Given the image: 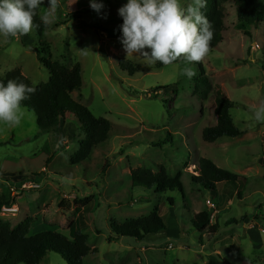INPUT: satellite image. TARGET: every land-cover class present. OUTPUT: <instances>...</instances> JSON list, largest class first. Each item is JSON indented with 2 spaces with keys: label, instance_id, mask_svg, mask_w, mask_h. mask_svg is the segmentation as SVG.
Masks as SVG:
<instances>
[{
  "label": "rangeland",
  "instance_id": "1",
  "mask_svg": "<svg viewBox=\"0 0 264 264\" xmlns=\"http://www.w3.org/2000/svg\"><path fill=\"white\" fill-rule=\"evenodd\" d=\"M102 2L98 13L90 0H59L43 38L34 27L27 35L0 37V76L19 69L33 85L48 82L50 71L37 52L43 39L49 45L46 58L67 67L81 64L82 87L72 97L112 123L107 141L78 164L71 160L82 137L76 115L67 114L58 129L43 132L35 111L26 107L19 125H0V192L18 207L1 210L0 221L18 225L30 218L31 235L54 229L72 239L70 225L83 209L81 200L91 198L85 233L92 252L84 264H264V123L249 111L264 102V22L239 27L238 5L228 1L223 40L215 49L201 62L189 65L181 57L158 68L127 58L118 13L127 0ZM189 3L183 0L184 7ZM47 10L46 3L41 5L40 16ZM72 12L81 16L62 23ZM124 60L138 66L133 76L121 68ZM185 67L196 75L187 78ZM202 77L210 84L205 95ZM218 90L233 102L231 115L244 134L208 142L203 131L217 124ZM201 157L246 181L219 183L217 193L204 189L193 182ZM140 167L154 172L164 167L172 177L181 173L184 197L177 190L161 194L133 187L131 172ZM210 208L211 224L217 219L220 224L214 235L196 230L191 221ZM156 209L166 229L143 239L115 238L113 223ZM40 264L68 262L51 251Z\"/></svg>",
  "mask_w": 264,
  "mask_h": 264
},
{
  "label": "trees",
  "instance_id": "2",
  "mask_svg": "<svg viewBox=\"0 0 264 264\" xmlns=\"http://www.w3.org/2000/svg\"><path fill=\"white\" fill-rule=\"evenodd\" d=\"M231 0H207L206 7L202 9L214 30V36L209 45V52L215 49L223 40L224 29V4ZM238 5L237 16L239 27L245 28L247 25H259L264 22V0H232ZM81 12L68 13L62 23L71 19H77ZM40 8L34 17V29L39 38H43L44 32L49 28L40 20ZM41 41L38 57L49 69L51 77L46 83L33 85L31 80L19 69L7 73L6 76H0V82L7 83L8 80H17L33 87L35 92L23 101L28 109L35 111L37 114V124L43 132L56 130L59 128L61 121L67 114L76 115L79 121V129L82 132L80 138V149L74 153L71 160L78 164L89 159L93 149L107 141L112 131V123L105 117H97L84 104L76 101L72 97L75 90L82 87V67L77 62L73 67H67L59 61H52L43 55L45 48L49 49L46 41ZM120 66L133 76L138 66L131 61L124 60ZM156 66L161 68L165 65L157 62ZM206 90L210 88L209 81L206 77ZM233 102L227 98L221 90L217 91L216 109L218 116L215 126L206 127L203 131V138L208 142H215L223 137H238L244 134V131L236 125L231 110ZM196 170L198 176L193 177V182H197L206 190L217 193L219 183H244L246 178L241 175L232 173L229 170L219 167L213 160L207 157H201L198 160ZM133 187H143L146 190L155 189L157 193H172L179 191L184 197V184L181 173L174 177L170 176L164 167L157 172L150 168L140 167L131 172ZM91 198L81 200L83 209L78 219L70 225L73 238L54 230L48 229L35 235L30 234L32 220L25 219L18 225H12L10 222L0 221V264H40L49 252L60 253L68 264H84L83 259L92 252L89 245V236L85 233L88 224L85 214L90 211L87 203ZM167 201L174 205L173 197ZM15 200L10 196L0 192V212L4 205H13ZM211 209V210H210ZM205 209L192 217V225L198 231L208 229L210 235L218 232L220 224L218 219L215 224L212 222V208ZM115 238L134 237L143 239L145 235L159 232L166 229L163 217L159 214L158 209L150 215L139 218H128L121 223L111 225ZM228 263V261L226 260Z\"/></svg>",
  "mask_w": 264,
  "mask_h": 264
},
{
  "label": "clouds",
  "instance_id": "3",
  "mask_svg": "<svg viewBox=\"0 0 264 264\" xmlns=\"http://www.w3.org/2000/svg\"><path fill=\"white\" fill-rule=\"evenodd\" d=\"M47 11L40 17L43 24L53 22L59 0H0V37L27 35L34 27V17L41 5ZM207 0H127L119 9L123 23L119 40L129 56H136L149 65H171L181 57L191 65L201 62L209 52L214 36L212 24L203 13ZM90 7L100 12L102 0H90ZM191 79L196 75L191 67L182 72ZM35 89L24 82H0V125L17 126L25 118L27 100ZM255 121L264 123V102L251 105Z\"/></svg>",
  "mask_w": 264,
  "mask_h": 264
},
{
  "label": "built area",
  "instance_id": "4",
  "mask_svg": "<svg viewBox=\"0 0 264 264\" xmlns=\"http://www.w3.org/2000/svg\"><path fill=\"white\" fill-rule=\"evenodd\" d=\"M30 184H33L32 186L34 187H37V186H39V184H38V182H36V181H33V183H30ZM25 186H27V185H25ZM210 203V205H211V207L213 208V209H216V204L215 203H213V202H209ZM18 209V207L17 206H15L14 204L13 205H4L3 207H2V211L5 213V212H7V211H18L17 210ZM212 217H213V215H212Z\"/></svg>",
  "mask_w": 264,
  "mask_h": 264
}]
</instances>
